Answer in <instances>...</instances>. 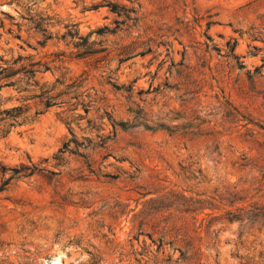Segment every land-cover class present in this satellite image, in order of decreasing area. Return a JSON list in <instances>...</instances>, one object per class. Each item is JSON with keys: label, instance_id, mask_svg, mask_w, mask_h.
I'll list each match as a JSON object with an SVG mask.
<instances>
[{"label": "rangeland", "instance_id": "1", "mask_svg": "<svg viewBox=\"0 0 264 264\" xmlns=\"http://www.w3.org/2000/svg\"><path fill=\"white\" fill-rule=\"evenodd\" d=\"M0 264H264V0H0Z\"/></svg>", "mask_w": 264, "mask_h": 264}, {"label": "trees", "instance_id": "2", "mask_svg": "<svg viewBox=\"0 0 264 264\" xmlns=\"http://www.w3.org/2000/svg\"><path fill=\"white\" fill-rule=\"evenodd\" d=\"M55 83H57L58 85H61L62 83H60V82H58L57 80L55 81ZM74 88V85L73 84H71L70 86H68L67 87V89L68 88ZM64 96L65 95V93H61V94H58V95H55L54 97H60V96ZM47 100H53V97H48L47 98ZM50 106V104H49V102L47 101L46 103H45V107H49ZM83 112L85 113V114H87L88 113V107H84V109H83ZM69 119H70V116H64V120L65 121H69ZM69 144H70V141H68V142H65V143H63L62 144V147H61V149L59 150V152H68V153H74V154H78V149H79V146L74 142L73 144V147H74V149H70L69 148Z\"/></svg>", "mask_w": 264, "mask_h": 264}]
</instances>
